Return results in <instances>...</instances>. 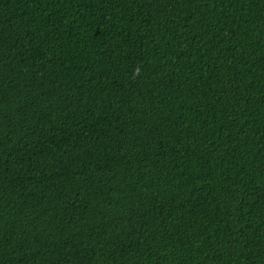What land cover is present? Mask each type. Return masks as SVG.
I'll use <instances>...</instances> for the list:
<instances>
[{"label":"trees","instance_id":"1","mask_svg":"<svg viewBox=\"0 0 264 264\" xmlns=\"http://www.w3.org/2000/svg\"><path fill=\"white\" fill-rule=\"evenodd\" d=\"M0 264H264V0H0Z\"/></svg>","mask_w":264,"mask_h":264}]
</instances>
